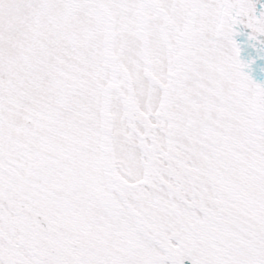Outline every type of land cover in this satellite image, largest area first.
I'll return each instance as SVG.
<instances>
[{
    "label": "snow or ice",
    "instance_id": "obj_1",
    "mask_svg": "<svg viewBox=\"0 0 264 264\" xmlns=\"http://www.w3.org/2000/svg\"><path fill=\"white\" fill-rule=\"evenodd\" d=\"M0 264H264V0H0Z\"/></svg>",
    "mask_w": 264,
    "mask_h": 264
}]
</instances>
